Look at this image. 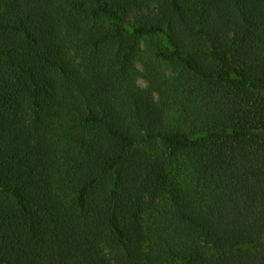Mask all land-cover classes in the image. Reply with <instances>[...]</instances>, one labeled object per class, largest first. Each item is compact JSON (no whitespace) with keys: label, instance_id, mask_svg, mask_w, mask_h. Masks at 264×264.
I'll return each instance as SVG.
<instances>
[{"label":"trees","instance_id":"trees-1","mask_svg":"<svg viewBox=\"0 0 264 264\" xmlns=\"http://www.w3.org/2000/svg\"><path fill=\"white\" fill-rule=\"evenodd\" d=\"M0 264H264V0H0Z\"/></svg>","mask_w":264,"mask_h":264},{"label":"rangeland","instance_id":"rangeland-1","mask_svg":"<svg viewBox=\"0 0 264 264\" xmlns=\"http://www.w3.org/2000/svg\"><path fill=\"white\" fill-rule=\"evenodd\" d=\"M136 67L142 73V74L137 75V84H138V86L140 88H143V89L148 88L149 83H148L147 78L145 77V72H143V69H142L141 65H137ZM155 69L168 74V73L171 72L172 67L170 65L162 63V64H156L155 65Z\"/></svg>","mask_w":264,"mask_h":264}]
</instances>
